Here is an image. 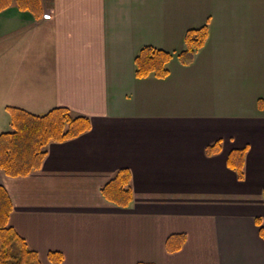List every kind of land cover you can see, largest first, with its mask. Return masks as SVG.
Wrapping results in <instances>:
<instances>
[{
  "label": "crops",
  "instance_id": "1",
  "mask_svg": "<svg viewBox=\"0 0 264 264\" xmlns=\"http://www.w3.org/2000/svg\"><path fill=\"white\" fill-rule=\"evenodd\" d=\"M23 4L0 8V116L11 126L8 106L66 107L91 120L49 143L39 170L0 169L9 225L41 263L59 252L57 264H264V0ZM204 24L193 63L136 76L142 47L179 51ZM121 168L132 175L124 208L101 192Z\"/></svg>",
  "mask_w": 264,
  "mask_h": 264
},
{
  "label": "trees",
  "instance_id": "2",
  "mask_svg": "<svg viewBox=\"0 0 264 264\" xmlns=\"http://www.w3.org/2000/svg\"><path fill=\"white\" fill-rule=\"evenodd\" d=\"M11 0H0V8ZM23 6L33 8L39 0H19ZM209 37V27L204 24L191 28L185 33V48L168 51L151 45L140 49L135 57L136 76L150 74L158 78L169 75L168 64L176 57L182 64L190 65L197 52L203 48ZM12 129L0 133V169L9 176H27L42 167L47 154L46 146L51 142L72 139L91 128V120L84 115H74L66 107H55L44 114H35L23 108L8 106ZM220 142L208 147L207 151H218ZM235 153V155H234ZM244 149L233 152L230 162L240 177H243ZM235 160V161H233ZM132 175L128 168H121L106 182L101 192L110 202L119 207H127L133 201L131 186ZM12 200L6 189L0 185V264H42L37 252L32 250L25 240L9 225L12 212ZM264 235V228H262ZM167 247L173 251L180 246L168 240ZM53 263H60L63 255L51 252ZM143 264V263H138Z\"/></svg>",
  "mask_w": 264,
  "mask_h": 264
},
{
  "label": "rangeland",
  "instance_id": "3",
  "mask_svg": "<svg viewBox=\"0 0 264 264\" xmlns=\"http://www.w3.org/2000/svg\"><path fill=\"white\" fill-rule=\"evenodd\" d=\"M3 118L4 117L0 116V129L2 128L3 129L2 131H5V129L11 130V126L9 123V120H10L9 115L6 114V117L4 119Z\"/></svg>",
  "mask_w": 264,
  "mask_h": 264
}]
</instances>
